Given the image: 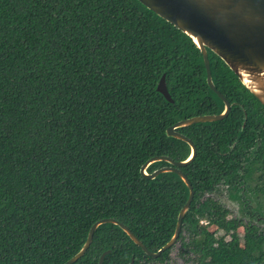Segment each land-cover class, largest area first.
<instances>
[{"label":"trees","instance_id":"obj_1","mask_svg":"<svg viewBox=\"0 0 264 264\" xmlns=\"http://www.w3.org/2000/svg\"><path fill=\"white\" fill-rule=\"evenodd\" d=\"M208 55L232 109L178 130L197 150L181 167L194 198L179 251L194 264H264V106ZM163 75L173 101L157 89ZM224 108L192 38L138 0H0V264H65L106 218L159 251L190 189L141 168L187 159L190 145L167 129ZM221 185L235 209L206 196ZM171 249L153 257L103 223L72 264L104 253L103 264H169Z\"/></svg>","mask_w":264,"mask_h":264},{"label":"water","instance_id":"obj_2","mask_svg":"<svg viewBox=\"0 0 264 264\" xmlns=\"http://www.w3.org/2000/svg\"><path fill=\"white\" fill-rule=\"evenodd\" d=\"M138 1L192 38L203 54L207 71V82L211 89L224 101L225 108L220 114L194 116L181 120L167 129L168 136L184 140L190 145L191 153L186 160L175 161L169 156H155L149 159L141 168V174L151 179L163 172H175L190 189L189 198L178 215L176 231L162 249L158 252L150 251L127 226L115 219L106 218L94 223L82 249L65 264H72L85 254L92 242L94 232L103 223L119 225L137 245L153 257H157L177 241L182 220L194 198L193 186L179 167L190 163L195 158L197 151L193 141L179 133L177 129L196 123L221 120L227 117L231 111V103L214 85L208 49L228 65L239 77L243 85L264 106V0ZM157 89L166 99L173 101L166 86L165 75L162 76ZM159 161H166L169 166L162 167L153 173H148L147 168ZM105 254L102 255L100 264H103Z\"/></svg>","mask_w":264,"mask_h":264},{"label":"rangeland","instance_id":"obj_3","mask_svg":"<svg viewBox=\"0 0 264 264\" xmlns=\"http://www.w3.org/2000/svg\"><path fill=\"white\" fill-rule=\"evenodd\" d=\"M168 166V165H166ZM165 167V166H164ZM180 169V168H179ZM206 196H214L218 197L220 201L228 208L235 209L236 204L228 197L226 187L221 185L218 189V192L215 194H207ZM178 241V239H177ZM175 242L173 245V248L170 251L169 254V264H194L193 258H191V253H186L183 251H179L181 248V243Z\"/></svg>","mask_w":264,"mask_h":264},{"label":"flooded vegetation","instance_id":"obj_4","mask_svg":"<svg viewBox=\"0 0 264 264\" xmlns=\"http://www.w3.org/2000/svg\"><path fill=\"white\" fill-rule=\"evenodd\" d=\"M225 98H226V97H225ZM226 99H227V98H226ZM227 100H228V99H227ZM228 101H229V100H228ZM230 103H231V102H230ZM231 109H232V103H231ZM230 112H231V111H230ZM229 114H230V113H229ZM189 126H190V125H189ZM184 127H187V126H184ZM180 128H183V127H180ZM178 130H179V128L177 129V131H178ZM178 132H179V131H178ZM179 133H180V132H179ZM181 134H183V133H181ZM183 135H184V134H183ZM184 136L188 137L187 135H184ZM188 138H189V137H188ZM190 153H191V152H190ZM189 155H190V154H189ZM189 155H188V156H189ZM185 160H186V159H185ZM193 160H194V159H193ZM193 160H192V161H193ZM186 165H187V164H186ZM168 166H169V165H168ZM184 166H185V165H184ZM163 167H164V166H163ZM165 167H166V166H165ZM181 167H183V166H180L179 168L181 169ZM160 168H162V167H160ZM160 168H158V169H160ZM158 169H157V170H158ZM155 171H156V170H155ZM155 171H154V172H155ZM160 174H161V173H160ZM168 242H169V241H168ZM166 244H167V243H166ZM166 244H165V245H166ZM165 245H164V246H165ZM164 246H163V247H164ZM173 246H174V245H171V246H170L169 248H167V249H171ZM163 247H162V248H163ZM162 248H161V249H162ZM159 250H160V249H159ZM157 252H158V251H157ZM169 261H170V258H169V260L167 261V263H169Z\"/></svg>","mask_w":264,"mask_h":264}]
</instances>
